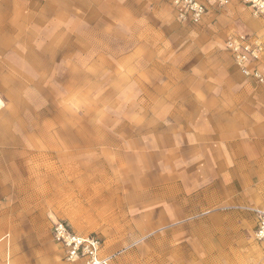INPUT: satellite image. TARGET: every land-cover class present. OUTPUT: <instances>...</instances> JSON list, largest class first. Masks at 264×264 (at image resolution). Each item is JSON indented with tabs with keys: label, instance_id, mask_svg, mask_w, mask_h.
Masks as SVG:
<instances>
[{
	"label": "rangeland",
	"instance_id": "1",
	"mask_svg": "<svg viewBox=\"0 0 264 264\" xmlns=\"http://www.w3.org/2000/svg\"><path fill=\"white\" fill-rule=\"evenodd\" d=\"M46 1L7 3L37 22L0 55V264H86L65 258L56 221L98 237L110 264H264L240 206L227 209L241 211L239 227L210 242L207 230L139 228L125 198L134 140L188 108L193 85L237 68L225 41L259 28L249 10L185 25L159 0Z\"/></svg>",
	"mask_w": 264,
	"mask_h": 264
},
{
	"label": "crops",
	"instance_id": "2",
	"mask_svg": "<svg viewBox=\"0 0 264 264\" xmlns=\"http://www.w3.org/2000/svg\"><path fill=\"white\" fill-rule=\"evenodd\" d=\"M0 1V55H4L37 20L22 19L17 15L24 13L13 12L9 0ZM52 2L64 3L47 0L46 4ZM255 26L243 30L251 32ZM3 68L5 60L0 57ZM193 86L188 108L165 113V118L175 120L134 140L136 147L125 163V198L137 213L139 228L207 230L205 240L213 242V230L232 231L244 219L241 211L227 209L264 204V83L247 79L238 68L223 67L219 77Z\"/></svg>",
	"mask_w": 264,
	"mask_h": 264
},
{
	"label": "built area",
	"instance_id": "3",
	"mask_svg": "<svg viewBox=\"0 0 264 264\" xmlns=\"http://www.w3.org/2000/svg\"><path fill=\"white\" fill-rule=\"evenodd\" d=\"M168 5L176 20L185 25H197L204 21L212 9L226 8L233 3L246 7L259 23L254 31L232 32L225 41L236 67L247 79L264 83V0H159ZM254 217L255 240L264 247V204L242 207ZM52 236L67 260L83 259L86 264H110L100 256L101 241L94 235L82 236L63 221H56Z\"/></svg>",
	"mask_w": 264,
	"mask_h": 264
},
{
	"label": "bare ground",
	"instance_id": "4",
	"mask_svg": "<svg viewBox=\"0 0 264 264\" xmlns=\"http://www.w3.org/2000/svg\"><path fill=\"white\" fill-rule=\"evenodd\" d=\"M0 105H3V101L2 100H0Z\"/></svg>",
	"mask_w": 264,
	"mask_h": 264
}]
</instances>
